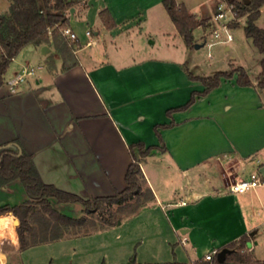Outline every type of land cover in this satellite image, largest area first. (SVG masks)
I'll return each mask as SVG.
<instances>
[{
  "label": "crops",
  "instance_id": "1",
  "mask_svg": "<svg viewBox=\"0 0 264 264\" xmlns=\"http://www.w3.org/2000/svg\"><path fill=\"white\" fill-rule=\"evenodd\" d=\"M177 1L204 18L192 11L193 0ZM80 7L72 8L69 24L78 35L79 49L61 42V51L51 37L48 44L26 47L38 52L43 63L34 81L26 76L14 84L18 70L27 67L22 63L14 78L6 75L0 87V146L19 140L45 183L92 199L125 189L131 144H164L165 151L141 162L155 199L116 225L26 248L17 232L19 218L12 212L0 215V264H126L133 258L141 263H190L196 255L204 258L255 232L258 226L247 213L264 189L233 193L230 185L245 179L256 160L264 161V88L257 79L253 85H239L235 75L179 108L204 89L189 76L186 54L158 57L145 55L144 48L120 63L108 51L109 38L117 47L115 39L130 41L131 30L138 29L135 35L141 36L147 24H162L163 33L176 31L182 37L163 0H89L78 16ZM105 9L115 22L112 27L100 16ZM96 42L104 50L77 55ZM45 45L49 50L43 52ZM225 49L230 50L229 44ZM28 201L20 179L0 187V206ZM50 202L71 218L85 215L81 202L55 197ZM99 241L104 251L96 255L92 246Z\"/></svg>",
  "mask_w": 264,
  "mask_h": 264
},
{
  "label": "trees",
  "instance_id": "2",
  "mask_svg": "<svg viewBox=\"0 0 264 264\" xmlns=\"http://www.w3.org/2000/svg\"><path fill=\"white\" fill-rule=\"evenodd\" d=\"M82 0H11L7 10L0 14V87L6 82L8 69L17 55L26 47H39L50 43L52 37L61 51L64 47L73 49L71 43L63 34L62 29L70 24L72 8L79 5ZM86 0L77 11L82 16L88 7ZM235 5L237 16H245V34L251 38L254 45L262 54L261 72L257 78L258 86L264 88V28L257 25L261 15L264 0H226ZM164 6L171 19L183 37L187 46L193 44L194 30L201 26L204 21L198 20L191 14L183 3L177 0H163ZM100 16L108 27L115 25L107 9L100 12ZM67 40V41H66ZM195 45V44H194ZM236 75L239 85H253L252 79L243 67H238L235 72L228 74V78ZM192 79H199L206 88L199 95L207 94L212 89L222 84V74L205 78L194 76L189 72ZM194 93L190 101L179 108H186L196 100ZM162 143L163 139L160 136ZM166 147L146 146L143 142L130 145L132 162L126 173L127 186L122 191L113 195L97 196L92 199H83L81 196L57 188L53 184L45 183L36 168L33 155L28 153L19 140H14L0 146V187L6 183L20 179L29 195V201L21 205L0 206V215L12 212L19 218L17 232L21 247L26 248L39 243H47L60 240L71 234H87L97 228L116 225L128 210V216L138 212L155 199L154 192L149 187L145 174L141 168V162L148 156L156 155L165 151ZM55 197L60 202H81L84 205L85 215L80 219H74L57 211L50 202ZM130 209V210H129ZM96 215L100 222L95 221ZM38 222L42 225L39 232H35ZM244 234L239 240L228 244L225 248L230 251L226 254L223 262L217 256L212 261L203 258L193 262H180L176 259L169 262H138L130 260L126 264H250L252 255L246 250L252 243V235ZM222 250V249H221ZM219 250V251H221ZM253 251V249L251 250Z\"/></svg>",
  "mask_w": 264,
  "mask_h": 264
},
{
  "label": "rangeland",
  "instance_id": "3",
  "mask_svg": "<svg viewBox=\"0 0 264 264\" xmlns=\"http://www.w3.org/2000/svg\"><path fill=\"white\" fill-rule=\"evenodd\" d=\"M10 1L11 0H0V14L1 12L8 9ZM85 1L86 0H82L79 6ZM219 1L220 0H193L191 9L193 12L198 13L199 17H204L202 19L198 18V20H202L204 21V23L194 30V39L191 46L186 47L182 37H180V35L176 33V31H174L175 34L168 35L163 33L162 24H147L141 36L139 34L135 35V32L140 33L138 29L136 31L131 30L129 36L130 41L128 40V38L127 40L123 41L115 39L114 42H117L118 49H116V46H111L112 44L114 45V43L109 40V38L107 41V44L109 45L108 51L111 52L110 54L112 55V58L118 60L120 63H124L122 60L123 58L129 55L131 56V54L139 52L144 48L147 49L146 51H142L145 55H149V52H151L152 54L156 53L158 57L172 55L175 59H177L182 58L183 54H186L185 56L187 62L185 63V65L188 68V72H190L194 76L210 78L214 77L216 74H222V82H225V80L231 78L233 79L235 76L234 75L233 77L228 78V74L235 72V69L238 67H243L246 69L252 79V82L254 83V80H256L260 76L262 54L254 45L252 39L248 38L245 34L244 26L246 25V15L241 17L237 16L236 20L229 22V25L232 28V34L234 36V39L227 43L230 46V50L225 49L226 44L224 43H217L213 46H210L208 44L215 39L213 36L215 27L220 28V24L218 22H216L215 25L209 23L210 20L214 19L218 11L217 7ZM226 14L227 17L222 19L221 22L227 23L229 20H231L232 13L227 10ZM208 15L210 16L207 18L206 16ZM257 25L264 28V5L261 8V15L257 20ZM203 42L205 44L200 48H196L194 45L195 43ZM95 50H104V48L102 47L101 43L96 42L94 46L84 48L83 50L79 51L77 55L86 56L87 54H90ZM133 56L135 57L137 55L134 54ZM19 63H22L26 66H38L40 65V63L41 65L43 64L42 61L39 60L38 52L30 51L28 48H24L11 63L6 74L8 78H14V76L11 75L17 70V66ZM18 71L22 73L24 72V69L20 68ZM40 71L42 70H37L35 75L27 76L34 81L36 75H38ZM192 80L199 81L202 85H204L203 90H197L196 95L198 96L199 92H203L205 90L206 85L199 79ZM211 91L203 95H208ZM261 163H264V161L258 162L256 160L254 162V165L246 170V178L250 177L252 171H258V165H260ZM259 189H264V187H259ZM260 197L261 200H259L257 196L254 197L253 209L249 210V212L247 213L248 216H252L251 218L253 219L254 225L258 226V228L254 229L255 242L253 244V247L246 248V250L252 255V261L250 264H264V196L260 195ZM127 214L128 210L125 214L122 213L123 216H127ZM168 215L169 217L173 216V208L168 209ZM95 221L100 222L97 215L95 217ZM41 229L42 225L38 222L34 231L38 232ZM123 237V240H125L126 236L124 234ZM92 247L96 255L104 251L101 241L95 243ZM252 249L253 251H251ZM137 251L138 245L135 246V251L133 254L134 257L137 255ZM108 253L109 255H112V250H108ZM195 257L196 259H198L201 256L196 255Z\"/></svg>",
  "mask_w": 264,
  "mask_h": 264
},
{
  "label": "built area",
  "instance_id": "4",
  "mask_svg": "<svg viewBox=\"0 0 264 264\" xmlns=\"http://www.w3.org/2000/svg\"><path fill=\"white\" fill-rule=\"evenodd\" d=\"M217 8H218V11L214 19L210 20L209 23L215 25V23L218 22L220 24V28L215 27L214 32H213V36L215 39L212 40L210 43H208L210 46H213L217 43L227 44L234 39V36L231 31L232 28L229 25V22L237 19V11L235 9V5L233 3H229L226 0H220ZM227 10L232 13V18L227 23L221 22L222 19L227 17V14H226ZM86 33L88 36L91 37L92 31L90 29H88ZM62 34L74 44L75 49H79L81 47V43L79 42L77 33L70 26L64 27L62 29ZM92 43L93 42L90 41L88 44L91 45ZM42 68H43L42 65L27 66L24 69V72L17 76L14 84H18L20 81H23L27 75L36 74L37 70H40ZM260 186H264V175L260 172V170H258L256 172H253L249 178L240 179L238 181L231 183L230 190L233 193H245L250 190H254ZM181 203L186 204L187 202L185 200H181ZM219 252L220 251L217 249L212 250L208 252L207 254H205L203 259L205 261H212Z\"/></svg>",
  "mask_w": 264,
  "mask_h": 264
},
{
  "label": "water",
  "instance_id": "5",
  "mask_svg": "<svg viewBox=\"0 0 264 264\" xmlns=\"http://www.w3.org/2000/svg\"><path fill=\"white\" fill-rule=\"evenodd\" d=\"M247 2H249V0H246ZM205 43H195V47L196 48H200L201 46H203ZM49 50L48 46H43L42 47V51L45 52ZM260 172L264 175V166L260 168ZM17 223H19V220H17ZM120 223V222H119ZM250 246H252V244H250ZM230 251L229 248H223L219 253H218V260L223 262L225 260L226 254ZM134 260V258L132 259Z\"/></svg>",
  "mask_w": 264,
  "mask_h": 264
}]
</instances>
